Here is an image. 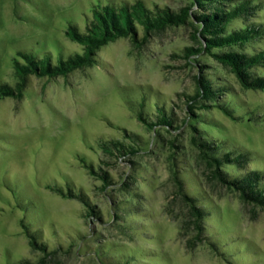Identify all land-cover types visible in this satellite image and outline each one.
Wrapping results in <instances>:
<instances>
[{
  "label": "rangeland",
  "instance_id": "rangeland-1",
  "mask_svg": "<svg viewBox=\"0 0 264 264\" xmlns=\"http://www.w3.org/2000/svg\"><path fill=\"white\" fill-rule=\"evenodd\" d=\"M106 1L0 0V81L14 85L20 50L49 51L53 58L82 52L67 25L82 28L92 6ZM145 1L175 10L185 4ZM253 1L264 13V0ZM191 33L188 25L169 27L142 48L120 37L99 48L92 65L55 77L32 75L21 96L0 98V264H264V210L213 179L193 141L198 135L223 140L254 153L250 169L263 166L264 119L246 113L256 108L264 118V90L243 87L208 53L186 57L184 48L196 45ZM261 48L264 37L242 49ZM200 69L228 85L237 118L203 99L196 104L209 107H194L201 122L189 114L184 94L195 92ZM254 70L264 74V67ZM155 102L173 114V126L150 127L138 118L151 105L155 121ZM114 139L137 152H116ZM179 167L208 208L201 240L177 190ZM67 187L81 191L98 216ZM23 223L56 252L45 256Z\"/></svg>",
  "mask_w": 264,
  "mask_h": 264
},
{
  "label": "trees",
  "instance_id": "trees-1",
  "mask_svg": "<svg viewBox=\"0 0 264 264\" xmlns=\"http://www.w3.org/2000/svg\"><path fill=\"white\" fill-rule=\"evenodd\" d=\"M262 9L261 3L253 0H185V4L177 10L158 4L149 6L145 0H108L94 4L90 15L85 16V24L82 28L78 22H69L67 25L66 34L72 41L82 45V52L66 55L57 53L53 58L49 51H44L42 56L23 50L18 51V58L13 59L16 81L14 85L4 80L0 81V98L21 96L32 75L55 77L92 65L96 62L97 50L110 41L126 37L130 39L133 47L142 48L153 34L179 25L191 27V36L196 43L195 46L184 48L186 57L208 53L233 72L243 87L264 90V74L254 70L264 67V49L253 52L242 49L246 43L264 37ZM236 20H240L241 25L233 27L232 23ZM195 78V92L184 96L188 102L187 110L190 115L196 117V121L201 122L200 113H196L194 107L202 109L206 105L210 106L206 103L196 104L198 99L211 101L212 106L237 118L229 104L228 96L231 91L228 85L215 81L202 69ZM162 103L157 105L155 102V121L149 119L152 113L151 105H149L150 110L137 112L138 118L150 127L173 126V114ZM142 104H145L144 99ZM261 113L251 107L246 115L251 120L263 121ZM193 128L198 129L196 125H193ZM214 140L216 139H208L200 135L193 137L200 157L210 169V176L228 189L238 192L243 202L259 206L264 210V165L250 169L247 163L254 157L252 151L239 150L236 147L226 146L223 140H220V143ZM110 144L115 147L116 152H137L136 147H126L115 139L111 140ZM110 152L112 153L111 148ZM227 164L234 165L235 171L225 169ZM87 167L96 173L90 163ZM99 173L106 183L110 182L105 171ZM174 178L177 190L188 206L190 220L197 229L196 237L201 240L202 236L199 232L203 229V220L208 214V208L199 196L198 184L191 180L188 171L182 167L174 170ZM67 189L69 194L78 196L88 205L91 214L98 216L94 206L86 200L81 191L74 192L70 187ZM59 191L63 194L65 192L62 188H59ZM23 226L32 237L33 243L44 252L45 256L56 252V248H48L45 241L39 240L25 223ZM209 242L214 244L211 240ZM27 263L26 260L20 261V264Z\"/></svg>",
  "mask_w": 264,
  "mask_h": 264
}]
</instances>
